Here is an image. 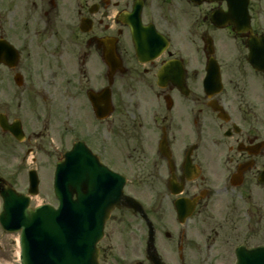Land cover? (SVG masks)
<instances>
[{
  "label": "flooded vegetation",
  "instance_id": "obj_1",
  "mask_svg": "<svg viewBox=\"0 0 264 264\" xmlns=\"http://www.w3.org/2000/svg\"><path fill=\"white\" fill-rule=\"evenodd\" d=\"M222 9L0 0V113L22 120L20 143L36 160L50 138L57 152L82 140L148 214L112 212L101 264H236L238 249L264 246V0H250L247 32ZM148 38L165 44L152 53Z\"/></svg>",
  "mask_w": 264,
  "mask_h": 264
},
{
  "label": "water",
  "instance_id": "obj_2",
  "mask_svg": "<svg viewBox=\"0 0 264 264\" xmlns=\"http://www.w3.org/2000/svg\"><path fill=\"white\" fill-rule=\"evenodd\" d=\"M241 23L247 12L248 0H228ZM4 126V121H1ZM15 134L20 132L14 129ZM72 163L70 153L57 168L55 191L60 207L45 204L33 208L30 196L18 194L6 186L1 190L4 211L0 214L2 226L8 231L21 230L22 264H100L97 243L103 237L104 225L111 210L120 204L123 183L112 184L114 174L97 175L81 157ZM90 171H93L92 173ZM30 193L38 192V178L32 174ZM77 198L74 199V194ZM239 264H264V249L241 254ZM263 260L262 263L250 262Z\"/></svg>",
  "mask_w": 264,
  "mask_h": 264
},
{
  "label": "rangeland",
  "instance_id": "obj_3",
  "mask_svg": "<svg viewBox=\"0 0 264 264\" xmlns=\"http://www.w3.org/2000/svg\"><path fill=\"white\" fill-rule=\"evenodd\" d=\"M52 141V140H51ZM25 146L18 145L12 139L6 136H0V175L12 180L14 186L21 192L26 191L28 187V170L30 167H36L40 175V192L32 199V205L38 203H51L58 205V199L54 194L53 182L55 162L58 159V152L55 151L58 147L56 141L47 144V149L51 150V154L45 155L38 153V160L33 163L32 155L28 160L24 159L25 152L23 151ZM68 147V144H64L60 150L63 151ZM13 175V176H12ZM3 208V199L0 196V211ZM119 211H115L113 217ZM120 214L124 217H133L132 214L123 209ZM112 217V218H113ZM107 231L113 228V222L109 221ZM19 233H10L3 230L0 224V264H21L20 261V248L18 244Z\"/></svg>",
  "mask_w": 264,
  "mask_h": 264
},
{
  "label": "bare ground",
  "instance_id": "obj_4",
  "mask_svg": "<svg viewBox=\"0 0 264 264\" xmlns=\"http://www.w3.org/2000/svg\"><path fill=\"white\" fill-rule=\"evenodd\" d=\"M19 238V237H18Z\"/></svg>",
  "mask_w": 264,
  "mask_h": 264
}]
</instances>
